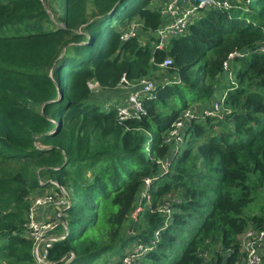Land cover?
Returning <instances> with one entry per match:
<instances>
[{"label": "trees", "instance_id": "obj_1", "mask_svg": "<svg viewBox=\"0 0 264 264\" xmlns=\"http://www.w3.org/2000/svg\"><path fill=\"white\" fill-rule=\"evenodd\" d=\"M155 1L0 0V264H41L25 230L32 198L61 188L68 233L49 248L54 264H121L138 244L152 247L139 264H207L205 254L233 264L239 236L264 224L246 212L264 194V0L205 10L165 50ZM134 21L149 40L121 39ZM247 50L233 61L224 117L194 123L162 170L181 111L209 100L230 54ZM156 71L171 79L158 80L139 117L91 101V81L115 89ZM168 196L167 221L155 209Z\"/></svg>", "mask_w": 264, "mask_h": 264}, {"label": "built area", "instance_id": "obj_2", "mask_svg": "<svg viewBox=\"0 0 264 264\" xmlns=\"http://www.w3.org/2000/svg\"><path fill=\"white\" fill-rule=\"evenodd\" d=\"M233 0H164L162 1L161 14L162 23L155 33L157 38L156 47L165 50L169 42L180 35L187 34L191 25L197 22L203 15L205 10L218 8L220 6L230 7ZM142 28L136 21L131 22L125 30L121 33V39L127 41L132 37L141 35ZM257 50L264 52V35L258 42ZM250 53L249 50L237 51L230 54L228 60L224 63V75L230 80L231 85L237 84L235 74L233 72V61L237 57L246 56ZM172 63L171 58H167L162 67H168ZM151 75V74H150ZM145 76L135 82L125 80L120 85L129 87L130 93L126 100L117 105V116L120 120H125L129 117H139L144 111L143 100L146 96L157 88V80L151 76ZM92 93L98 92L102 88L97 82H89ZM228 89L221 91L219 95H213L208 101L198 102L184 108L177 120L173 123L172 128L166 134L164 143L170 146V154L167 158L161 161V168L168 171L171 166L172 156L177 152L183 150L187 142L188 130L194 123L203 122L208 117L223 118L227 110L226 99L228 96ZM152 178H146V190L142 196L149 199L148 191ZM69 192L61 188V192L50 191L48 194L40 195L33 199L29 211L28 222L26 223L25 230L28 237L33 240V254L38 263L41 264H54L50 263L47 259L49 248L53 242L64 238L68 233V225L61 221L65 213V208L69 206ZM175 198L168 196L162 205L155 209L156 212H161L166 216L168 221L169 217L173 214V202ZM52 205L61 208L55 215V218L46 222L40 221L37 218L39 210H44ZM142 206H138L137 212L141 211ZM166 221V222H167ZM60 226L63 227L64 232L59 235H49L51 230H55ZM240 249L239 255L233 264H264V224L261 226L250 225L240 236ZM152 247L145 246L144 244L136 245L130 252H128L122 259L121 264H139L143 259V255ZM229 254L230 252L227 251ZM208 259L209 255L205 254Z\"/></svg>", "mask_w": 264, "mask_h": 264}, {"label": "crops", "instance_id": "obj_3", "mask_svg": "<svg viewBox=\"0 0 264 264\" xmlns=\"http://www.w3.org/2000/svg\"><path fill=\"white\" fill-rule=\"evenodd\" d=\"M153 4L160 8L162 6V1L156 0ZM141 34H146V35H149V37H150V34L142 33V32H141ZM156 73H158V72L156 71ZM225 76L226 75L222 74L218 78V84H217V88H216L214 95L215 94L219 95L222 90H224V89L226 90L227 86H229L226 79H225ZM129 93H130V88L129 87H123L121 85H118V87H116L115 89L100 88L98 90V92L92 93L93 95H96L97 98L96 99L91 98V101L100 105L102 108L108 110L109 108H111V106H117V105L122 104L126 100ZM208 101H210V100H207L206 102H208ZM51 191H53V190H51ZM48 192H49V190L46 193H48ZM58 207L59 206H57V205H52V206H50L44 210H42V209L39 210V212L37 214L38 220L46 222V221L54 219L55 218L54 216L56 215L58 210L61 209ZM63 232H64V229L62 226H60L59 228H57L55 230H51L49 232V235H59V234H62ZM119 258H120L119 256L114 257L112 259V261H117V260H119ZM99 263H101V261H99Z\"/></svg>", "mask_w": 264, "mask_h": 264}, {"label": "rangeland", "instance_id": "obj_4", "mask_svg": "<svg viewBox=\"0 0 264 264\" xmlns=\"http://www.w3.org/2000/svg\"><path fill=\"white\" fill-rule=\"evenodd\" d=\"M52 17L55 19V17H54V15L52 14ZM140 38H141V41L142 42H145L146 40H149V35H146V34H141L140 35ZM151 78H153V79H155V80H157V83H158V80L159 79H161V81L162 80H164V78H168V79H171V77L169 76V75H167L166 74V71H162V72H158V73H156V72H153L151 75ZM160 76H163V77H160ZM164 76H166V77H164ZM225 79H226V81H227V83L228 84H230V82H231V80L228 78V77H226L225 76ZM223 84V83H222ZM95 93V92H94ZM92 98L93 99H96L97 98V96L96 95H93L92 94ZM193 104H195V103H193ZM193 104H191V105H193ZM117 107V106H116ZM212 130L214 131V132H218L219 130H220V127H217V125H215L213 128H212ZM51 191V190H50ZM176 192H178V191H175L174 193L176 194V195H178V193H176ZM263 192V191H262ZM49 193V192H48ZM48 193H45V194H48ZM180 194V193H179ZM40 195H35V197L33 196V198H32V202H33V199H35L36 197H39ZM175 197V196H174ZM165 201V200H164ZM148 204V203H147ZM139 206H142V205H144L143 204V202H140V204H138ZM145 207V206H144ZM146 207H147V205H146ZM142 208H143V206H142ZM143 211V209L140 211V212H142ZM140 212L138 211L137 212V209H136V212L134 213V215L132 216V219H134L135 217V215H139L140 214ZM246 212H247V214L248 215H258V214H262V213H264V194H263V196H262V198H259L257 201H255L253 204H251V205H249L248 207H247V209H246ZM55 217V216H54ZM134 217V218H133ZM132 222L133 221H129V224L131 225L132 224ZM130 225H127V226H130ZM105 258H101V259H99L98 261H96V262H94V263H92V264H103V260H104ZM208 262H207V264H215L217 261H216V259H214V258H212V257H208ZM99 261H101V263H99Z\"/></svg>", "mask_w": 264, "mask_h": 264}, {"label": "water", "instance_id": "obj_5", "mask_svg": "<svg viewBox=\"0 0 264 264\" xmlns=\"http://www.w3.org/2000/svg\"><path fill=\"white\" fill-rule=\"evenodd\" d=\"M61 221L64 222V223L66 222L65 219H64L63 217L61 218Z\"/></svg>", "mask_w": 264, "mask_h": 264}]
</instances>
